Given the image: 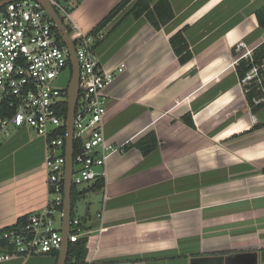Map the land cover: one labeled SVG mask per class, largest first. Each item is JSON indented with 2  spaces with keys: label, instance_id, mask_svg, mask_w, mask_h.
<instances>
[{
  "label": "crops",
  "instance_id": "1",
  "mask_svg": "<svg viewBox=\"0 0 264 264\" xmlns=\"http://www.w3.org/2000/svg\"><path fill=\"white\" fill-rule=\"evenodd\" d=\"M120 1L63 6L71 24L88 33ZM169 1L174 17L159 29L144 15L121 20L119 13L96 46L102 66L115 73L105 90L104 133L123 151L107 158L103 187L89 190L85 260L264 264V126L255 127L264 121V106L250 109L235 48L259 44L254 10L263 3ZM177 31L191 53L183 64L169 42ZM152 137L156 147L142 153L138 141ZM45 150L44 137L26 127L0 142V238L18 218L44 208ZM57 258L45 253L0 264H56Z\"/></svg>",
  "mask_w": 264,
  "mask_h": 264
},
{
  "label": "built area",
  "instance_id": "2",
  "mask_svg": "<svg viewBox=\"0 0 264 264\" xmlns=\"http://www.w3.org/2000/svg\"><path fill=\"white\" fill-rule=\"evenodd\" d=\"M67 17L69 12L57 0H49ZM67 26V25H66ZM68 28V26H67ZM79 64L78 97L73 114L72 186L103 178L107 158L123 151V144L107 140L103 118L107 112L106 89L115 79L113 70L104 68L96 46L105 37L103 29L81 32L73 23L68 28ZM73 31V35L70 33ZM264 42V32L259 43ZM250 51L238 58L250 57ZM69 55L53 20L36 0H11L0 9V139L10 137L15 129L33 130L46 142L45 170L49 198L42 210L28 215L19 230L3 233L13 251L0 248V262L17 256H31L58 251L62 235L56 227L63 206L65 164V116L60 106L67 100V86L54 84L66 68ZM122 71V67L118 68ZM253 67L241 80L248 83L256 75ZM257 103L259 100L254 99ZM77 152L74 154V142ZM95 167L101 168L96 170ZM81 219L71 217L69 241L86 231Z\"/></svg>",
  "mask_w": 264,
  "mask_h": 264
},
{
  "label": "trees",
  "instance_id": "3",
  "mask_svg": "<svg viewBox=\"0 0 264 264\" xmlns=\"http://www.w3.org/2000/svg\"><path fill=\"white\" fill-rule=\"evenodd\" d=\"M58 1V0H57ZM1 9V8H0ZM123 13L121 20L128 16L139 18L144 15L152 25L159 29L161 26L168 23L173 17L174 13L169 0H121L110 12L100 20L97 26L93 29H102L113 17L117 14ZM256 20L258 23V29L262 34L264 32V3L254 10ZM170 45L174 53L178 56L179 63L183 64L188 61L191 57L188 43L182 33L177 31L169 38ZM69 67L70 61H68ZM257 67L256 75L244 85L245 96L250 109L256 112L258 109L264 106V42L257 44L252 50V54L248 58H241L238 60L236 65V71L240 80H242L246 74L253 68ZM254 99L259 100L255 103ZM60 113L66 116L67 113V100L63 101L60 106ZM188 117H190L188 115ZM190 121V119H189ZM264 126V121L257 124L255 127ZM65 126L60 130V135L64 136ZM146 136H149L147 134ZM149 138V137H148ZM151 139V138H150ZM141 139L138 141L137 146L141 149L142 153L147 154L156 147V139H152L148 142ZM77 141L74 142V154L77 152ZM129 145L126 144L124 147L127 148ZM104 179L97 178L88 188L82 190H76V186H72L71 190V204H72V217L75 216L73 207L77 198L89 190H98L103 187ZM28 215L21 216L18 218L16 223L11 227L4 228V232L8 230H19L27 220ZM86 236H80L75 241H69L67 259L65 264H87L86 262ZM0 248L13 251L14 246L9 245L7 240L0 238ZM58 254V251L51 252ZM264 261V250L262 251Z\"/></svg>",
  "mask_w": 264,
  "mask_h": 264
},
{
  "label": "water",
  "instance_id": "4",
  "mask_svg": "<svg viewBox=\"0 0 264 264\" xmlns=\"http://www.w3.org/2000/svg\"><path fill=\"white\" fill-rule=\"evenodd\" d=\"M11 0H0V8ZM44 7L55 24V28L65 44L71 66V77L67 86V113L65 116V164L63 172V206L61 212V235L62 242L58 250L56 264H65L69 245L70 220L72 217L71 190H72V167H73V114L78 97L79 64L75 52L74 43L70 37L68 28L62 17L49 0H36Z\"/></svg>",
  "mask_w": 264,
  "mask_h": 264
},
{
  "label": "rangeland",
  "instance_id": "5",
  "mask_svg": "<svg viewBox=\"0 0 264 264\" xmlns=\"http://www.w3.org/2000/svg\"><path fill=\"white\" fill-rule=\"evenodd\" d=\"M62 5H66V0H58ZM264 3V0H246V7H252V6H256L258 7L260 4ZM58 13L60 14V16L62 17L63 21L65 22V24L68 26V28H71V21L69 20V18L61 11L58 9ZM259 33L260 30L258 29ZM73 35V31L70 32ZM261 41V37H259L258 35V39ZM254 43H256V41H253L249 44H245V46H241L240 44H238V46L236 45L235 48L239 50L238 53V57H240V55L244 54L245 52L250 51V55L252 54V50L254 49ZM253 45V46H252ZM250 46H252L250 48ZM71 77V70L70 68H66L64 69L59 76L57 77V79L55 80L54 84L58 87H65L68 86L69 80ZM0 142H2V139H0ZM96 170H99V167H95ZM86 186V184H80L77 185L76 190H82L84 187ZM93 191H86L84 194H82L79 198L76 199L74 207H73V212L74 215H77L82 222V219L85 217L86 214V207L89 206L90 201H92V199H94V195H93ZM61 221L59 218H57L56 221V227H60ZM83 224V222H82Z\"/></svg>",
  "mask_w": 264,
  "mask_h": 264
}]
</instances>
